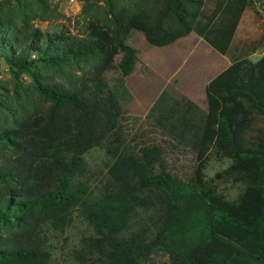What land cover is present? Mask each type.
<instances>
[{
    "label": "trees",
    "instance_id": "16d2710c",
    "mask_svg": "<svg viewBox=\"0 0 264 264\" xmlns=\"http://www.w3.org/2000/svg\"><path fill=\"white\" fill-rule=\"evenodd\" d=\"M78 1L73 34L34 25L59 18L52 0H0V264H264V58L232 47L253 1ZM133 31L157 48L194 33L229 60L206 110L162 92L126 116Z\"/></svg>",
    "mask_w": 264,
    "mask_h": 264
},
{
    "label": "rangeland",
    "instance_id": "374dc122",
    "mask_svg": "<svg viewBox=\"0 0 264 264\" xmlns=\"http://www.w3.org/2000/svg\"><path fill=\"white\" fill-rule=\"evenodd\" d=\"M253 7L247 8L242 14L237 30L235 32L232 47L238 50L249 53V59L252 62L260 63L264 58V0H252ZM53 6H57V11L60 14L58 19H52L49 22H35L34 25L42 31L68 29L73 34H77L82 29L84 24L82 12V3L78 0H52ZM215 0H206L204 10L211 11L214 8ZM192 38L197 40V35L192 34ZM127 43L132 46L137 52L136 69L134 68V75L125 79V86L130 88L131 99L123 106L124 113L129 117L142 118L147 113L155 99L162 93L167 92L175 99L186 97L196 103L200 108L206 110L205 87L206 83L212 78L213 75L205 76L200 73L199 65L203 56L195 52L191 54L190 58L192 65H187L184 73H187V81L182 82L181 76L174 74L168 79H161L156 77L153 62L156 49L148 45L144 36L136 31L130 33ZM213 52V51H212ZM120 57L115 61L114 67L109 70L105 77L109 86H112L114 81L120 78L119 71L116 68L117 62ZM199 60V61H198ZM195 64V65H193ZM188 73L191 77L188 76ZM192 78L191 84L193 88L184 89ZM10 80L7 66L0 61V85L8 83ZM195 89V90H194ZM132 91V92H131ZM195 92V93H194ZM188 94V95H185ZM190 96V97H188ZM97 159V157H96ZM187 166V165H186ZM227 167V163H221L213 160L209 163L206 170L208 178L214 177L217 172L222 171ZM183 176L185 174H182ZM189 176H184L188 178ZM220 189L227 195L228 198L233 199L237 193L238 188L234 186L221 185ZM85 227L80 223L74 228V232L80 235ZM75 234V235H76Z\"/></svg>",
    "mask_w": 264,
    "mask_h": 264
},
{
    "label": "crops",
    "instance_id": "0c3cea01",
    "mask_svg": "<svg viewBox=\"0 0 264 264\" xmlns=\"http://www.w3.org/2000/svg\"><path fill=\"white\" fill-rule=\"evenodd\" d=\"M192 34L193 33L177 40L174 44L166 47H152L153 49H156V51H158L156 52L157 55H155V61L153 62V68L156 71V77L161 79H168L174 74H177L181 76L180 80L182 82H186L187 73H184V69L187 65L189 66L195 59L194 58L193 60H191L190 58L191 54H194L195 52L203 56L202 61L200 62L198 60L199 65H196L195 67L199 68L200 73L202 72L205 76L213 75L210 80L215 78L219 73L224 71L230 65V62L226 57L215 52L205 41H203L198 36L197 40L192 38ZM134 73L135 72H133L132 75H134ZM132 75H129L127 78H130V76ZM188 76L191 77L189 73ZM189 77L188 81L190 79L191 81L189 82V84H187V86L183 87V90L193 88L194 86L193 84H191V82H193V77L190 79ZM127 89L130 90L129 87Z\"/></svg>",
    "mask_w": 264,
    "mask_h": 264
}]
</instances>
